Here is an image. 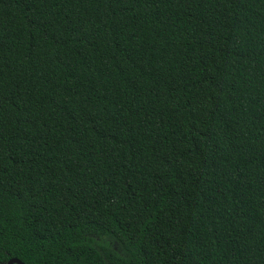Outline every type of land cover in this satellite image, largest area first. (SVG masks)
<instances>
[{
	"label": "trees",
	"instance_id": "1",
	"mask_svg": "<svg viewBox=\"0 0 264 264\" xmlns=\"http://www.w3.org/2000/svg\"><path fill=\"white\" fill-rule=\"evenodd\" d=\"M264 264V0H0V264Z\"/></svg>",
	"mask_w": 264,
	"mask_h": 264
},
{
	"label": "water",
	"instance_id": "2",
	"mask_svg": "<svg viewBox=\"0 0 264 264\" xmlns=\"http://www.w3.org/2000/svg\"><path fill=\"white\" fill-rule=\"evenodd\" d=\"M7 264H24L23 262H21L19 259L16 258H12L10 259Z\"/></svg>",
	"mask_w": 264,
	"mask_h": 264
}]
</instances>
